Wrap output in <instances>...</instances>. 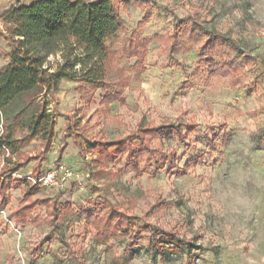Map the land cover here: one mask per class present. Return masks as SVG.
Segmentation results:
<instances>
[{"label": "rangeland", "instance_id": "obj_1", "mask_svg": "<svg viewBox=\"0 0 264 264\" xmlns=\"http://www.w3.org/2000/svg\"><path fill=\"white\" fill-rule=\"evenodd\" d=\"M16 1L0 0V67ZM113 2L124 31L103 82L61 79L16 107L51 112L54 135L0 153V173L22 163L0 192V264H264V0ZM206 32L235 47L206 59ZM60 163L72 177L41 186ZM146 225L171 236L158 245Z\"/></svg>", "mask_w": 264, "mask_h": 264}, {"label": "trees", "instance_id": "obj_2", "mask_svg": "<svg viewBox=\"0 0 264 264\" xmlns=\"http://www.w3.org/2000/svg\"><path fill=\"white\" fill-rule=\"evenodd\" d=\"M118 1L123 5L150 6L149 0ZM52 14L64 23L49 22ZM1 16L7 40L12 45L6 54L7 62L0 67V153L16 155L32 139L40 140L44 149H48L55 124L51 112L44 107L36 108L24 120H17L16 107L22 104L24 111L27 104L23 103V98L32 93L45 91L52 94L58 90L61 79L101 84L107 42L116 40L124 31V21L113 0H30L27 3L17 0ZM228 43L235 47L226 36L206 32V41L200 49L209 59L207 54L210 52L225 53ZM57 52L61 54L62 63L50 71L45 66L46 58ZM131 55L138 56V50L135 48ZM229 65L223 62L220 66L224 69ZM22 127L24 131H21ZM152 130L156 129L144 128L141 132ZM7 161L11 163L10 158ZM21 166L22 163L15 161L7 171L0 173L1 193L12 181L8 171L15 172ZM112 212L109 213L115 215ZM125 223L127 227L131 226L130 216L125 217L124 222L120 221L122 225ZM116 229L134 236V230L125 231V227L120 226ZM145 231L156 236L158 245L162 241L161 235L171 236L169 232L147 225Z\"/></svg>", "mask_w": 264, "mask_h": 264}, {"label": "built area", "instance_id": "obj_3", "mask_svg": "<svg viewBox=\"0 0 264 264\" xmlns=\"http://www.w3.org/2000/svg\"><path fill=\"white\" fill-rule=\"evenodd\" d=\"M73 173L64 164L60 163L47 168L39 177L41 186L55 187L62 185L72 177Z\"/></svg>", "mask_w": 264, "mask_h": 264}]
</instances>
